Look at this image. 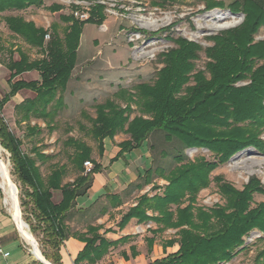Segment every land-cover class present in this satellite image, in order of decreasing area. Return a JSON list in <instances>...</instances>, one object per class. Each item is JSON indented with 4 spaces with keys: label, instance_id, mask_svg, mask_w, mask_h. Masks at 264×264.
<instances>
[{
    "label": "trees",
    "instance_id": "trees-1",
    "mask_svg": "<svg viewBox=\"0 0 264 264\" xmlns=\"http://www.w3.org/2000/svg\"><path fill=\"white\" fill-rule=\"evenodd\" d=\"M206 5L208 8L222 7L224 3L207 0ZM29 6H43V0H0V14ZM227 6L234 13H245L240 25L210 36L213 44L206 48L183 37L173 39L176 46L159 53L162 66L152 83L140 82L131 89L119 88L113 94L114 98L94 104V116L84 114L89 121L85 133L96 142L99 156L104 151V139H112L119 133L128 135L118 144L120 153L148 142L156 132H161L166 141L176 139L180 143L181 151L172 156L174 166L165 172L162 167L151 165L144 171L141 183L135 185L141 188L152 182L155 175L166 181L161 193L140 195L117 223L122 227L131 218H136L139 223L155 222V232L177 229V238L167 240L165 245L177 242L178 249L150 264L229 261L243 248L242 236L247 230L264 228V203L249 209L251 193L262 191L257 179L236 189L221 175L210 176L218 165L248 146L264 152V141L259 138L264 128V40L253 42L252 36L264 24V0H233ZM46 8L54 12L61 10L63 5L52 3ZM70 9L71 13L59 14V20L65 24L62 35L55 23L42 28L21 15H3L8 30L36 48L40 57L30 58L19 47L8 49L0 44V56L4 52L7 55L6 59L0 57V61L10 72L9 91L0 101V145L9 153L10 174L18 189L21 217L41 254L52 264H63L60 248L70 235L65 226L67 214L75 207L76 198L89 189L92 175L100 169V164L92 159L89 144L68 136L64 144L73 148L68 159L75 176L65 182L67 165L56 163L42 175L40 165L52 155L36 146L31 147L30 153H25L22 141L9 129L1 109L10 96L26 89L34 92V96L15 106L16 123L24 121L27 124L32 118L46 124L54 120L63 104L61 95L76 65L82 26L85 23L100 25L105 18L102 5L93 7L85 19L75 15L78 6L71 5ZM202 50L209 60L205 62V70L195 71L194 61ZM14 52L18 54L17 59L13 58ZM259 60L263 62L258 64ZM31 70L38 72L37 79H15ZM246 78L250 79L248 84L234 85ZM191 80L193 83L188 84ZM115 99L121 100L124 106ZM29 129H33L31 132L39 130L34 126ZM148 147L153 148L152 144ZM187 148H205L213 158L208 160L200 155L189 159L183 153ZM86 160L92 162L87 171L83 167ZM211 180L225 204L197 205L198 193L207 188ZM157 186L152 185L153 188ZM55 196H58L57 202ZM147 211L151 213L147 214ZM76 236L84 245L74 259L75 264L96 262L110 245L126 238L108 241L98 233L96 226L90 225ZM261 256L264 257V248L255 259L260 260Z\"/></svg>",
    "mask_w": 264,
    "mask_h": 264
},
{
    "label": "rangeland",
    "instance_id": "rangeland-1",
    "mask_svg": "<svg viewBox=\"0 0 264 264\" xmlns=\"http://www.w3.org/2000/svg\"><path fill=\"white\" fill-rule=\"evenodd\" d=\"M44 1L43 6H33L30 10L15 12L13 15H21L26 18L32 16L31 18L35 19L38 26L42 28L55 23L60 35H62L65 24L59 20V14L71 13V5L79 7L78 12H75L78 16L86 15V17L93 7L102 5V12L105 16L100 25L85 23L82 26L76 52V65L61 95L63 104L50 124L34 118L27 124H18L15 122L14 114L11 116L9 113H3V118L9 129L22 141L25 153H30L31 147L36 146L41 148L44 153L52 155V158L40 165L42 175H46L54 163L67 165L65 182L67 178L72 179L75 176L68 159V153H71L73 148L64 144L68 136L84 140L89 144L92 147V159L98 162L96 142L85 133V129L89 127V121L84 116V114L90 117L94 116L95 103L103 102L106 98H114L113 94L119 88L131 89L133 85L140 82L152 83L156 77V71L162 66L159 53L175 47L173 39L183 37L206 48L213 44V41L209 39L210 36L240 25L245 18L243 11L234 13L228 8L227 4L233 0H220L223 1L224 6L211 8L207 7V0ZM52 3L61 4L63 8L54 12L47 9L46 7ZM3 13L0 14V44L8 49L19 47L30 58L40 57L41 54L36 48L30 47L8 30L3 20V15L6 13ZM252 36L253 42L264 40V24H261ZM2 58H7L6 52ZM208 60L204 51H200L198 58L194 61L195 71L205 70V62ZM262 62L263 60H259L258 64ZM205 74L207 77L209 76L208 72ZM24 77L32 78V76ZM249 82L250 79L246 78L238 80L234 85L241 86ZM192 83V80L188 82V84ZM20 95L26 97L32 93L22 91ZM115 100L124 106L121 100ZM134 107L133 105V109ZM51 125L52 130L50 129ZM33 126L39 130L31 132L33 129L29 128ZM118 136L123 137L121 134ZM259 138L264 141V128L259 133ZM109 142L110 140H107L105 143L107 145L105 154L100 156L102 162L108 160ZM146 144L153 146L152 149L148 147V153L153 158L152 165L162 167L165 172L175 164L172 156L181 151L180 143L176 139L166 141L162 138L161 132L153 134ZM183 153L189 159L200 155L208 160L213 158V155L205 148H187ZM0 160L6 166L9 178L16 186L13 176L10 174L9 153L1 145ZM38 163H40L39 160ZM216 175H221L236 189H242L253 179H257L262 191L251 193L252 200L249 209L264 203V152L248 146L234 153L228 161L218 165L210 174L211 178ZM153 177L156 178L155 175ZM155 182L160 183L156 187L160 194L166 181L157 178ZM1 185L0 178V189L6 197L5 189ZM15 193L18 198V189ZM225 202L213 180L207 188L198 193L196 198V204L204 207L216 204L224 205ZM6 209L10 210L8 203ZM20 218L22 219L21 215ZM24 223L27 225L25 221ZM23 229L26 232L29 231L28 225L23 224ZM172 233L170 232L169 235ZM26 239L28 238L26 237ZM242 240L243 248H240L235 257L218 264H261L264 262L262 256L259 258L260 260L255 259V255L264 248V228H250L242 236Z\"/></svg>",
    "mask_w": 264,
    "mask_h": 264
},
{
    "label": "crops",
    "instance_id": "crops-1",
    "mask_svg": "<svg viewBox=\"0 0 264 264\" xmlns=\"http://www.w3.org/2000/svg\"><path fill=\"white\" fill-rule=\"evenodd\" d=\"M32 8L33 6H29L23 10H10L4 13L13 15L15 12L20 13ZM31 17H24V19L31 20L38 26L35 19ZM2 55L3 53L1 58ZM13 58H18L17 52H14ZM9 73L6 66L0 61V101L9 91L7 81ZM24 76H32V78H25ZM37 78L38 72L36 70L26 71L15 77V79L24 80ZM22 91H27L32 95L21 97ZM33 96L34 92L26 89L19 90L10 96L2 106V117L3 113L6 112L11 116L14 114L16 120L15 106L25 98H32ZM119 134L123 137L120 138ZM119 134L112 139H104L102 155L105 154L107 148L106 141L110 140L108 160L102 162L98 155L97 161L100 164V169L93 173L89 189L83 196L76 198L75 207L67 214L65 226L70 235L64 240L60 248L63 264H75V256L84 245L76 234L84 233L89 225L96 226L98 233L108 241H116L121 237L126 238L117 244L110 245L96 262L83 261L79 264H150L153 260L164 257L178 249L177 242L172 245H165L167 240L177 238L176 228H167L162 232H155L154 230L157 228L155 222L139 223L136 218H131L122 227L117 225L121 215L136 204L140 195L145 193L152 196L158 193L157 188H153L152 185L160 184L155 182L156 177L141 188L135 186L136 183H141L144 171L152 165V158L148 153V146L145 141L137 148L120 153L118 144L127 139L128 135ZM71 180L67 178V181ZM54 195L56 194L54 193ZM115 198H117L116 201ZM54 200L57 202L58 196H55ZM6 204V197L0 189V246L9 253L6 257L0 256V264H45L32 252L30 242L18 229L11 211L6 209ZM147 214H150V211H147ZM170 232H173L172 235H169ZM149 240H152L151 244L148 243Z\"/></svg>",
    "mask_w": 264,
    "mask_h": 264
},
{
    "label": "bare ground",
    "instance_id": "bare-ground-1",
    "mask_svg": "<svg viewBox=\"0 0 264 264\" xmlns=\"http://www.w3.org/2000/svg\"><path fill=\"white\" fill-rule=\"evenodd\" d=\"M0 178L2 181V185L5 189V194H6V202L9 204L10 206V211L13 215V218L17 224L18 229L21 231V233L27 237L30 241V245L32 243V239L30 237L29 231H25L23 229V224L26 226V224L24 223V221L20 218V214L18 211V207H17V197H16V189L13 185V182L10 180L6 166L4 165V163L0 160ZM1 185V186H2Z\"/></svg>",
    "mask_w": 264,
    "mask_h": 264
},
{
    "label": "water",
    "instance_id": "water-1",
    "mask_svg": "<svg viewBox=\"0 0 264 264\" xmlns=\"http://www.w3.org/2000/svg\"><path fill=\"white\" fill-rule=\"evenodd\" d=\"M14 185V184H13ZM16 191H17V188L16 186L14 185ZM16 197H17V194H16ZM17 207H18V211H19V214H20V209H19V203H18V198H17ZM21 215V214H20ZM27 226V225H26ZM30 234V237L32 239V243H31V247H32V252L36 255V257L38 259H40L42 262H44L45 264H52L50 261H48L47 259H45V257L41 254L38 246H37V243L35 241V239L32 237L31 233L29 232Z\"/></svg>",
    "mask_w": 264,
    "mask_h": 264
},
{
    "label": "built area",
    "instance_id": "built-area-1",
    "mask_svg": "<svg viewBox=\"0 0 264 264\" xmlns=\"http://www.w3.org/2000/svg\"><path fill=\"white\" fill-rule=\"evenodd\" d=\"M77 15V13H75ZM80 18L86 17V15H79ZM45 38H48V34L45 35ZM83 167L87 171L92 167V163L89 160H86L83 162ZM9 253L7 251H4L2 247L0 246V256L6 257Z\"/></svg>",
    "mask_w": 264,
    "mask_h": 264
}]
</instances>
